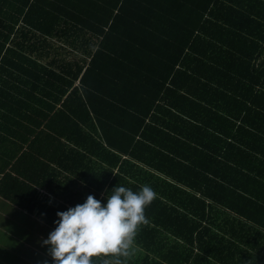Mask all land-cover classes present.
I'll list each match as a JSON object with an SVG mask.
<instances>
[{
    "label": "trees",
    "instance_id": "1",
    "mask_svg": "<svg viewBox=\"0 0 264 264\" xmlns=\"http://www.w3.org/2000/svg\"><path fill=\"white\" fill-rule=\"evenodd\" d=\"M46 139L105 194L158 193L128 264H264V0H0L9 192Z\"/></svg>",
    "mask_w": 264,
    "mask_h": 264
},
{
    "label": "crops",
    "instance_id": "2",
    "mask_svg": "<svg viewBox=\"0 0 264 264\" xmlns=\"http://www.w3.org/2000/svg\"><path fill=\"white\" fill-rule=\"evenodd\" d=\"M33 94L32 90L28 92V96L31 98H33ZM41 145L40 151L46 153L48 157L39 159H42L48 168L40 170L41 173L29 170L31 173L29 177L36 182L25 181L28 188L24 186L22 188L26 190V194H19L16 187L9 192L15 184L16 176L11 174L13 177L8 178L3 177V173H0V264H53L49 246L44 244L43 240L56 227L53 223L59 219L56 213L66 211L77 204H83L88 195L97 196L96 199L101 202L105 200L104 189L99 190V184H95L100 180L99 165L96 164L97 169H95L93 161L95 170L88 172L86 165L89 163H86L87 160L84 159L81 164L77 162L66 164L68 166V171H66L59 168L53 161L54 153L49 140L46 139L44 145L42 143ZM60 151L62 152V148ZM59 153L56 151V155ZM89 166L92 165L89 164ZM70 169L75 172H71ZM82 173H84L83 176H81ZM92 175H95L96 178H93ZM84 178L90 180L93 187L83 183ZM31 187L36 190L34 194L30 191ZM19 201L26 204V207L16 204ZM219 243L228 244V241L224 240ZM216 250L218 253L227 254L221 248ZM256 250L262 249L258 247ZM252 254L258 257L256 251ZM92 259L94 264H100L102 260H111L113 257L100 256Z\"/></svg>",
    "mask_w": 264,
    "mask_h": 264
},
{
    "label": "clouds",
    "instance_id": "3",
    "mask_svg": "<svg viewBox=\"0 0 264 264\" xmlns=\"http://www.w3.org/2000/svg\"><path fill=\"white\" fill-rule=\"evenodd\" d=\"M106 203L88 195L83 204L56 213L58 220L43 243L49 246L53 264H94L93 257H108L100 264H128L141 225L149 221L145 208L158 198L150 185L134 192L114 186Z\"/></svg>",
    "mask_w": 264,
    "mask_h": 264
},
{
    "label": "rangeland",
    "instance_id": "4",
    "mask_svg": "<svg viewBox=\"0 0 264 264\" xmlns=\"http://www.w3.org/2000/svg\"><path fill=\"white\" fill-rule=\"evenodd\" d=\"M75 55H77V54H79V53H74ZM70 56H68V58H69ZM70 59H71V57H70ZM16 240V239H15Z\"/></svg>",
    "mask_w": 264,
    "mask_h": 264
}]
</instances>
